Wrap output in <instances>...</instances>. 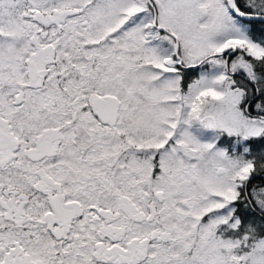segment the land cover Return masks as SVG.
I'll list each match as a JSON object with an SVG mask.
<instances>
[{"label":"snow or ice","instance_id":"1","mask_svg":"<svg viewBox=\"0 0 264 264\" xmlns=\"http://www.w3.org/2000/svg\"><path fill=\"white\" fill-rule=\"evenodd\" d=\"M0 264H264V0H0Z\"/></svg>","mask_w":264,"mask_h":264}]
</instances>
